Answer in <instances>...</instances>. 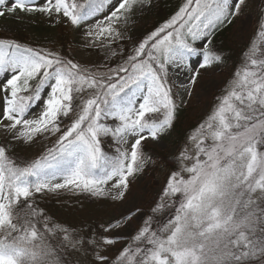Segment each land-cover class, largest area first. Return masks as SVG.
<instances>
[{
	"label": "snow or ice",
	"instance_id": "obj_1",
	"mask_svg": "<svg viewBox=\"0 0 264 264\" xmlns=\"http://www.w3.org/2000/svg\"><path fill=\"white\" fill-rule=\"evenodd\" d=\"M148 2L44 0L37 6L32 0H11L5 9L6 0H0V17L40 12L80 27L107 11L87 35L111 41L121 39L119 26L127 22L134 6ZM244 4L245 0H185L180 11L140 42L111 74L0 39V71L13 74L0 84L4 105L0 126L25 143L60 133L55 146L30 163H18L0 146V264H61L60 248L75 249L79 243L63 226H49L43 210L33 206L36 194L70 189L112 200L125 197L129 178L143 169L146 160L142 142L158 141L173 127L177 106L168 83L169 69L175 68L179 75L194 57H200L198 69L219 63L221 56L207 50L210 39L200 49L192 44L209 37L218 24L230 23ZM257 35L260 43L252 42L244 67L189 136L193 151L181 152L182 167L170 175L163 192L162 200L167 197L171 205L162 203L154 209L174 205V214L158 229L159 235L146 220L133 237L134 246L124 248L108 264H264V204L253 198L256 193L257 199L264 198V24ZM198 74L194 72L188 83L195 84ZM31 81L36 84L30 86ZM139 93L144 95L138 102ZM41 100V114L25 118L32 103ZM70 115L75 118L62 131L61 118ZM106 119L118 123L110 127L102 123ZM106 135L119 144L135 139L129 150L118 149L113 158L100 147V137ZM183 161H191V166H183ZM58 179L61 182L54 183ZM130 219L126 216L105 231ZM57 233L63 235L54 247L50 240L55 241ZM119 239L105 237L103 244L113 245ZM97 260L105 264L108 258L98 255Z\"/></svg>",
	"mask_w": 264,
	"mask_h": 264
},
{
	"label": "rangeland",
	"instance_id": "obj_2",
	"mask_svg": "<svg viewBox=\"0 0 264 264\" xmlns=\"http://www.w3.org/2000/svg\"><path fill=\"white\" fill-rule=\"evenodd\" d=\"M118 2L119 0H113V5ZM10 3L11 0H6L5 9L10 6ZM158 3L159 0H149L146 5L134 6L127 22L119 26L121 39L117 40L109 41L101 38L95 41V37L87 35L90 26L97 19L102 20L108 14L107 11L88 20L80 27L73 26L66 18L57 17L55 14L49 16L40 12L21 13L19 11L14 14L6 13L4 17H0V33L10 39L17 37V43L22 46L49 53L50 47L58 41L59 35L65 30L70 36L69 53L76 64L85 68L115 70L124 64L129 56L134 54L140 42L176 15L185 4V0H181L180 8L169 19L162 24L155 25ZM32 4L42 6L44 0H32ZM107 8L108 11H111L112 5H108ZM261 24H264V0H245L239 15L233 16V26L230 33L234 40L246 47V54L249 53L250 46L254 40L260 43V37L257 34ZM208 39H210V43H207V50L209 51L211 36L195 41L192 46L197 49L203 48ZM93 41H95L94 44ZM189 42L191 43L190 38ZM113 53L116 54L113 55ZM199 62L200 57L192 58L190 66L179 72V75L175 68L169 69L168 83L172 88L173 100L177 106L173 127L161 136L158 141H153L151 138L144 140L141 145L142 150L148 147L166 153L171 157H180L181 152L186 148L191 153L193 148L189 142V136L211 114L217 104V98L225 95L234 74L244 67L241 66L236 70H232L229 63L221 60L219 63H214L211 67L198 69L197 64ZM197 71L199 74L195 84H189L188 81L192 74ZM11 75L13 74L10 72L0 71V84H5ZM35 84L36 81L30 82V86ZM189 91L190 94H188ZM22 94L28 95V93ZM45 95H47L46 91L42 92V97ZM143 95L144 93L138 94V102ZM3 107V103L0 102V112H2ZM43 110V100L34 101L25 118L36 119ZM64 119H67V117H62L60 121L62 131L67 130L72 123L63 122ZM4 123L7 124L8 122L4 121ZM102 123L114 127L118 122L106 119ZM184 134L186 135V140L181 138ZM13 135L14 133L6 131L0 126V146L5 147L7 152H26L32 159H38L49 148L55 146L60 133H57L56 136L39 135L31 143L15 140ZM144 135H147V133H144ZM134 139V137H129L127 144H119L111 135L101 136L100 147L105 154L114 158L118 155V149L120 151L129 150ZM183 166H191V161H183ZM181 167V162L178 168L172 169L158 158L146 157L143 169L136 173L134 177L129 178V188L125 197L122 200L111 199L108 211L100 217V221L104 226L108 228L109 225L129 215H131V219L123 223L122 227L107 231L109 237L119 236L121 239L113 245H108L107 249L103 250L102 256L108 258L105 264L112 262L114 258L116 259L124 248L130 245L134 246L133 237L146 220H151L152 229L157 230L159 235L158 229L174 214V205L167 207V214L162 219H154L149 210L157 209L158 205L162 203L171 205L167 197L162 200L163 192L170 175L179 171ZM181 175L185 179L188 178L187 173L182 172ZM57 182L61 181L59 179L54 181V183ZM109 187L110 184L105 186L106 193ZM64 193L78 194L83 192L70 189H61L53 192L44 191L36 194L32 199L39 196H47L50 199L51 197H59ZM259 195V193L253 194V198L256 199L258 204H264V198L257 199ZM102 197L109 198L108 195ZM149 201H154L155 203L152 202L148 205Z\"/></svg>",
	"mask_w": 264,
	"mask_h": 264
},
{
	"label": "trees",
	"instance_id": "obj_3",
	"mask_svg": "<svg viewBox=\"0 0 264 264\" xmlns=\"http://www.w3.org/2000/svg\"><path fill=\"white\" fill-rule=\"evenodd\" d=\"M180 6L181 0H159L155 15V25L164 23L180 8ZM232 26L233 17L230 23L224 22L222 25L218 24L212 29L210 32L211 47L209 51L220 55L222 61L229 63L232 70H236L244 66L247 54L246 47L234 40L231 36L230 32ZM0 39L17 43L16 40L18 38L14 37L10 39L0 33ZM69 43L70 36L64 30L59 35L58 41L50 47L49 53H55L61 59L75 62L69 53ZM87 69L99 74H111L108 68ZM75 105L76 101L74 100L73 106L75 107ZM74 118V115H70L67 119H64L63 122H72ZM185 136L184 134L181 138L186 140ZM142 151L145 157L158 158L172 169L179 167V156L171 157L166 153L148 147H145ZM7 155L14 158L20 164L37 160L29 157L26 152H7ZM32 200L34 201L33 206L43 210L44 215L49 218L50 227L53 224L61 225L69 230L73 240L79 241L75 249L68 247L60 248L57 255H59L60 252L63 254L61 264H100L97 260V256H102L104 253L103 250L107 249L108 245L103 244V239L109 237L107 231H105L106 227L100 221V217L108 211L111 199L107 197H95L89 193L83 192L78 194L64 193L59 197H51L50 199H48L47 196H39ZM152 202L154 201H149L148 205ZM149 213L154 219H162L167 214V207L159 211L150 209ZM56 235L57 239L55 241L50 240V243H53L54 247L59 244L58 238L63 234L57 233ZM116 259L114 258L112 262H115Z\"/></svg>",
	"mask_w": 264,
	"mask_h": 264
}]
</instances>
